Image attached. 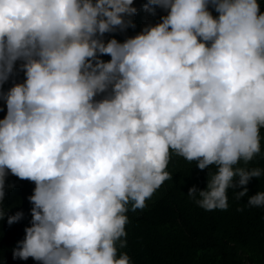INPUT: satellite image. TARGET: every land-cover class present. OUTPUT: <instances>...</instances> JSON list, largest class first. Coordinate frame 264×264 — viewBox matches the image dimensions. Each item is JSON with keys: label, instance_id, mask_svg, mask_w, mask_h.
I'll return each mask as SVG.
<instances>
[{"label": "clouds", "instance_id": "obj_1", "mask_svg": "<svg viewBox=\"0 0 264 264\" xmlns=\"http://www.w3.org/2000/svg\"><path fill=\"white\" fill-rule=\"evenodd\" d=\"M142 7L138 33L120 42L104 34L135 27L133 0H0V88L13 80L0 90V203L9 171L35 184L30 226L13 259L130 264L117 247L126 245L127 206L143 208L172 178L170 152L201 170L215 167L204 189L187 192L206 210L227 208L229 188H239L240 199L250 179L264 175L234 167L261 151L258 0ZM157 8L166 14L141 31L146 11ZM247 203L264 207V191ZM23 215L0 207L9 225Z\"/></svg>", "mask_w": 264, "mask_h": 264}, {"label": "trees", "instance_id": "obj_2", "mask_svg": "<svg viewBox=\"0 0 264 264\" xmlns=\"http://www.w3.org/2000/svg\"><path fill=\"white\" fill-rule=\"evenodd\" d=\"M261 11H264V0H258ZM147 0H133L137 12L131 17L135 27L124 31L105 33L104 39L115 37L123 42L126 38L138 33L145 10L142 5ZM150 19L160 22L165 15L163 9L157 8L155 13L146 11ZM213 15L216 13L213 11ZM107 61L110 56L101 57ZM23 72L18 71L15 81L23 80ZM9 80L0 90L11 87ZM6 112L5 102L0 98V119ZM234 167L264 169V128L261 129V151L251 161H239ZM215 171L214 166L203 170L196 162L170 152L166 171L171 179L165 180L145 201L143 208L132 210L129 203L125 215L126 245L119 248V253H127L130 264H264V207L249 206L248 196L264 191V175L251 178L246 185L248 193L237 199L234 193L239 188L227 190L225 209L206 210L198 206L187 195L188 189L195 185L204 189L207 185L208 172ZM11 180L13 183H11ZM33 181L20 179L9 171L6 177V195L0 203L13 215L23 212V217L11 225L7 216L0 219V264H40L29 257L27 260L13 259L12 249L17 242L24 239L25 228L30 226L32 203L28 197L33 194ZM242 209V211H238Z\"/></svg>", "mask_w": 264, "mask_h": 264}, {"label": "rangeland", "instance_id": "obj_3", "mask_svg": "<svg viewBox=\"0 0 264 264\" xmlns=\"http://www.w3.org/2000/svg\"><path fill=\"white\" fill-rule=\"evenodd\" d=\"M144 18H145V22L144 24L142 25L141 27V31L146 27V26H149V25H154L155 22H152L151 20H149V16L147 14L144 15Z\"/></svg>", "mask_w": 264, "mask_h": 264}]
</instances>
